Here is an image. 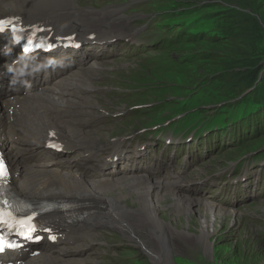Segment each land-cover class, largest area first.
I'll use <instances>...</instances> for the list:
<instances>
[{"label": "rangeland", "instance_id": "374dc122", "mask_svg": "<svg viewBox=\"0 0 264 264\" xmlns=\"http://www.w3.org/2000/svg\"><path fill=\"white\" fill-rule=\"evenodd\" d=\"M119 1L117 5H110L107 0H72V5L80 12L81 10H98L97 13L108 12L107 18L121 28L122 32L127 35L131 34L129 36L131 39H133L132 34L136 39L142 37L137 43L145 42L146 47L150 44L151 36L145 33L146 27L141 32L139 31L142 25L150 24L153 20L151 12H163L161 14L170 12L169 14L174 19L165 26L164 39L160 41L163 46H158L159 48L153 54L146 55L143 51L130 56L132 52L130 46L134 45V39L130 44H125L123 39V41L117 40L118 43L114 44L116 49L113 52L102 48L106 54L114 53L113 57L107 55L103 59L96 60L95 56L90 55L92 62L85 69L94 67L93 72L104 73L109 79L117 77L118 74H128L134 70L136 72L131 73L127 78L126 83L130 85L131 92H127L128 94L122 98L117 97L116 94L104 96L106 92H101L102 96H84V99L96 107L93 110L87 106L88 110L92 111L90 123L93 122V125L89 126V123V130L88 128L85 130L88 134L100 137L98 141L100 146L104 147L103 154H111L115 140H123V147L133 151H140L139 149L146 145V152H149L151 147H155L153 153L139 158V161H143V164L148 162L146 166H152L158 170L160 173H155L156 177L151 173V168L118 175L116 178L128 179L133 175H148L151 176L153 182H174L172 184H179L178 188L182 189L184 194L225 208L229 210L227 211L229 215L234 211L235 215L241 218L240 221L230 220V218L220 221L213 218V215L206 210H201L193 218H188V216L182 226L195 238L184 237L173 241L172 254L176 264H264V135L244 145L247 140L245 139L246 129L249 127L243 125V122L247 119L241 118L238 121L233 119L234 116H247L246 114L253 112L247 95L252 93L256 86L253 89L250 88L251 90H234V86L238 83V79L234 76L243 79L245 75L243 73L249 70L244 67L253 66V62L257 61L255 58H264V0H173V3L168 0L164 4H160L164 2L162 0H151L153 4L149 8V3L141 2L150 0ZM3 7H0V16L6 17L8 16L7 6ZM221 11H223L221 19L233 21V16L243 15L247 18L251 17L257 24L256 30L250 34L253 38L251 41L240 40L244 48L246 47L244 45L248 43L250 45L254 42L259 43L258 50L252 55L255 58L233 57L238 47L229 43L228 39L219 45H211L207 37L200 36L202 39H207L200 41L199 35L196 37L198 41L191 43L188 47L190 51L193 49L192 52L188 49H182L179 52V44L188 31L184 25L177 29L183 23L178 19L187 22L189 26L188 18L191 12H193L192 15L202 12L212 16ZM209 19L206 15L204 24H208ZM232 21H229V28L232 37L236 38L241 32L238 27L231 25ZM188 53L202 56L199 61L195 59L191 63H182L183 66H189V64L199 62L200 65L195 69L196 74L164 73L156 67V61L165 54H170V57L179 61V59L188 58L190 56ZM206 53H210V56L214 54V58H203ZM176 61L171 60L167 66H176L178 64ZM263 66L264 61L260 64V67ZM149 68L153 69L149 70ZM139 70L147 72L142 74ZM231 74L234 76H230ZM263 75L264 69L261 77ZM79 77V80L83 82V75ZM205 77L216 87L223 85L221 87L223 92H227V95L214 94L216 96L212 99L218 100L216 107H212L215 105L207 101L205 94H201L199 99L192 98V92H194L193 96H197L199 92H210L208 83L203 79ZM77 78L78 76L71 79ZM98 80L100 76L93 74L89 82ZM192 86L195 87L192 89ZM110 88L111 85H104L94 89L108 91ZM191 89L192 92H190ZM233 91L240 93L239 95L233 94ZM134 92L140 93L134 97ZM145 92L158 93L148 97ZM8 93L5 92L2 96H8L6 99H9L15 95ZM78 93L82 94L81 91ZM147 97L153 103L147 100ZM226 99L229 101L224 102ZM88 102L83 105H89ZM229 104L238 107L230 115L224 108ZM142 106L147 108H141ZM207 115L209 117L206 122L210 124L208 127L210 130L206 136L199 135L201 129H194L190 133L183 131L178 135L180 131L178 126L183 130L188 126L181 123L187 121L186 123L191 125L189 129L201 127ZM216 121H220L219 124L212 125V122ZM169 123L171 127L166 128ZM162 126L163 130L160 128ZM80 127L84 130L87 125ZM168 139H173V143L167 145L166 140ZM176 148L178 149L175 150ZM163 156H165L164 159ZM152 160L154 162L151 164ZM74 170L77 174L84 176L78 167ZM242 178H245V184H241V187H232V181H241ZM92 179L98 180L99 178L92 177ZM177 190H174V186L171 188L172 193ZM112 192L116 196L120 195L118 190H112ZM133 199L126 197L128 207L136 205ZM170 203L171 201L166 202L164 210L162 209L166 212L161 215L164 222L168 223L167 225L171 224V215H175L171 211L173 209ZM218 210L215 208V211ZM175 223H178V220ZM97 231L87 241V244L97 249H91L90 257H85V253L82 255L87 261L86 264H151L145 253L147 248L123 236L118 228L101 227ZM203 231L211 234L208 236L211 244L209 252L198 244L196 239L197 235ZM140 237L143 239L144 233ZM86 248L88 249L85 247L81 250ZM59 249L61 248H53V250ZM70 257L72 256L66 258Z\"/></svg>", "mask_w": 264, "mask_h": 264}, {"label": "bare ground", "instance_id": "6f19581e", "mask_svg": "<svg viewBox=\"0 0 264 264\" xmlns=\"http://www.w3.org/2000/svg\"><path fill=\"white\" fill-rule=\"evenodd\" d=\"M162 1L164 2L160 4L168 0ZM141 3H149L148 8L153 4L151 0ZM4 5L7 6L10 17L22 20L25 26L38 25L47 36L66 38L78 35L86 42L98 44L109 39L124 37L121 28L106 19L108 12L77 11L72 5V0H0V7L4 8ZM231 12L234 11L231 10ZM151 13L153 17L151 23L142 25L149 30L145 32L151 36L149 44L151 50L148 54H153L159 48L158 46H163L160 41L164 39L165 26L174 19L170 12ZM186 24L187 22H183L184 28L188 27ZM88 45L90 46V43ZM4 47L6 45L0 42V63L10 60L4 52ZM12 50L16 53V50ZM7 51L10 49L7 48ZM90 55L99 60L108 54L98 48L97 52H89V58H91ZM170 56L165 54L162 57ZM11 64L12 62L6 65V68ZM14 71L23 72L22 65L18 63ZM82 75L85 77V74ZM7 80L6 72L0 69V144L15 178L13 179L14 189L29 198H41L43 201L53 203H73L87 208L84 217L63 223L62 227L68 237L66 244L75 243L74 247L48 250L46 245H42L39 249L42 254L37 257H31L30 253H24L22 258L15 256L17 261L25 262L22 264H86L83 253L85 257H90L91 249H97L87 244L88 239H91L101 227L110 226L114 229L118 228L123 236L147 248L145 253L151 264H176L172 254L173 241L184 237L195 238L182 226L188 216L193 218L201 210H206L216 220H229L227 218L241 220L234 211L229 215L227 212L229 210L225 208L184 194V191L178 188L179 184H172L174 182H153L148 175H131L132 177L128 179L116 178V176L112 177L114 171L109 173L110 176L106 175L98 180L77 174L71 166L73 164H70L67 159L48 150L46 142L55 140L65 149L75 148V152H83V155L88 157L100 154L101 151L97 152L98 147H102L98 144L100 137L88 134L85 130L87 128L83 130L76 125L89 116L92 112L88 110L89 108L96 109L94 104L84 99L83 94L78 93L82 81L79 79L60 81L49 89L25 95L21 86L12 90L8 89ZM5 92L15 95L6 99L8 96H2ZM86 102L89 105L84 106ZM6 132H8L7 135ZM122 145L123 140L113 143L112 149L115 156L121 152ZM27 154L35 156V159L27 162L25 160ZM72 154L68 152L64 156ZM173 186L174 190L178 189L177 192L174 191L175 193H172L173 189L171 191ZM112 190H118L120 195H114ZM126 197L134 198L136 205L128 207ZM164 200L171 201L170 206L173 209L171 211L175 214L171 215L170 225L161 218L162 213L166 212V210L162 211L166 204ZM215 208L219 210L215 211ZM176 220L178 223H175ZM143 233L144 238L141 239L140 236ZM209 235H211L210 232L203 231L196 237L198 244L202 245L207 252L211 248L208 241ZM85 247L88 249L81 250ZM67 256L72 257L66 258ZM3 261L7 260L3 259Z\"/></svg>", "mask_w": 264, "mask_h": 264}, {"label": "trees", "instance_id": "16d2710c", "mask_svg": "<svg viewBox=\"0 0 264 264\" xmlns=\"http://www.w3.org/2000/svg\"><path fill=\"white\" fill-rule=\"evenodd\" d=\"M170 1L172 2L173 0H170ZM222 13L223 11L210 16L209 14H203L202 12L196 15H192L193 12H191L190 17L188 18V20L190 21V24L186 28V30L188 31V34L184 35L183 41L180 42L179 52H181L182 49H188V51H190L188 48L189 45L191 43H194L196 41L197 35H199L198 39H200V41L208 39L211 45L213 44L219 45V43L226 42L224 40L228 39L227 41L229 43H233L236 47H238V49L233 53V57H236L238 59H250L251 57L255 58L252 55H254L255 52L258 50L257 47L259 43L254 42L252 43V45L248 43L247 45H244L246 46L244 48L243 44L240 43V40L248 39L251 41L252 35L250 34L253 33L254 30H256L257 24L251 19V17L247 18L243 15L233 16V21L231 19H229V21H232L231 25L238 27V30L241 32V34L235 38L234 36L232 37V32L229 28V21L225 19H221ZM206 15L210 18L209 19L210 21H208V24L206 23L204 24ZM178 20L184 22L182 19H178ZM177 23H181V22H177ZM182 24L183 23H181L177 27V29H180ZM194 32H197V33H194ZM181 33H184V32H181ZM244 33H246V35H244ZM200 36L207 37V39L205 38L202 39ZM233 44H230V45H233ZM192 51L193 49L190 52ZM214 54L210 56V53H206V55H204L203 58L205 59H208L211 57L214 58ZM195 59L199 61L202 59V56L201 55L195 56L194 53H191L188 58L179 59V61H176L172 57H161L159 58V61H160V66L162 65L161 70L164 73L180 72L182 74H187V75L192 74L193 75V74H196L195 69L198 65H200L199 62L196 64H189V66H183L182 63H191L192 61H195ZM255 59L257 61L253 62L254 63L253 66L250 64L251 65V66L249 65L250 67L248 66L244 67L247 70L248 69L249 70L248 72L243 73L245 74L243 79H240L239 77H236L233 74L230 75L238 79V83L233 88L234 90H238V89L245 90V89H250V88L253 89V87L256 86L254 90L252 91V93L247 95V99L250 101V104H251L250 108H252L253 112L246 114L247 116H242V117L234 116L233 117V119H235L234 121H238L241 118L247 119V120H244L243 122L244 125H247V127H249L246 129L245 139L247 140L244 142V145L250 144L252 140H255L261 137L262 135H264V75L261 77V72L263 71L264 66L260 67V64L262 61H264V58H255ZM171 60L176 61L178 64L174 67L167 66ZM203 79L204 81L208 83L209 85L208 89L210 92H199L197 95L198 98H201L200 97L201 94H205L207 101L211 103L212 105L217 106L218 100L212 99V97L216 96L214 94L223 93L224 95H227V92H223L221 88L223 87V85H220V87H216L214 86L213 82H211L208 78L205 77ZM195 86H192V89ZM192 89L190 92H192ZM253 92H255V94H253ZM193 93L194 92H192V95ZM239 93L240 92L233 91V94L239 95ZM228 101L229 100L226 99L224 102H228ZM224 108L226 109V113L228 115H230L232 111L238 109L236 105H232V104H229L228 106ZM227 119H230V118H227ZM219 122L220 121L212 122V125L219 124Z\"/></svg>", "mask_w": 264, "mask_h": 264}, {"label": "snow or ice", "instance_id": "6c2138e0", "mask_svg": "<svg viewBox=\"0 0 264 264\" xmlns=\"http://www.w3.org/2000/svg\"><path fill=\"white\" fill-rule=\"evenodd\" d=\"M5 29V22L0 21V31H4ZM8 175L7 167L2 158H0V179H5ZM2 222V221H0ZM3 245L0 244V249H2Z\"/></svg>", "mask_w": 264, "mask_h": 264}]
</instances>
